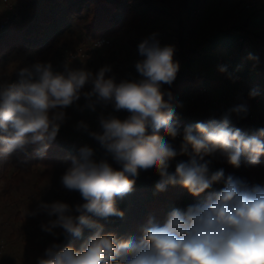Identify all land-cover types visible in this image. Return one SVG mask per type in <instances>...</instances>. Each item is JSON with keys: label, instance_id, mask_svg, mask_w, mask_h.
Listing matches in <instances>:
<instances>
[{"label": "clouds", "instance_id": "clouds-1", "mask_svg": "<svg viewBox=\"0 0 264 264\" xmlns=\"http://www.w3.org/2000/svg\"><path fill=\"white\" fill-rule=\"evenodd\" d=\"M138 51L145 57L135 63L140 79L117 83L114 77H106L110 65L93 74L67 67L54 72L50 63L37 62L20 70L18 83L0 82V158L29 144L39 146L44 154L65 120L64 109L81 95L92 111L97 104H111L116 111L129 113L123 120L101 115L102 133H90L122 170L106 159L97 162L93 149L82 147L61 183L78 192L84 203L74 209L64 202L39 205L40 211L56 217L41 225L45 232L56 236L54 230L61 228L67 239L82 236L85 229L94 231L79 250L51 244L38 264H264V186H250L233 175L225 177L222 168L210 171L212 161L205 159L219 152L235 168L245 156L249 165H257L264 156V128L245 135L229 127L232 113L248 111L247 105L239 104L229 108L219 122L185 127L177 151L165 135L174 139L179 134L173 121L176 107L182 104L173 105L171 92L163 88L172 85L179 71L174 46L161 47L152 34L139 44ZM249 59L258 58L250 54ZM88 85L91 90L82 91ZM249 95L254 98L258 93L252 90ZM78 127L88 130L83 121ZM178 155H188L189 161L177 163L170 173ZM140 170L159 174L158 191L179 183L193 196L206 191L209 195L205 202L189 205L183 212H170L163 226L150 219L139 241L103 234L104 225L93 217L122 218L117 198L133 191ZM218 183L223 187L212 190Z\"/></svg>", "mask_w": 264, "mask_h": 264}, {"label": "trees", "instance_id": "trees-1", "mask_svg": "<svg viewBox=\"0 0 264 264\" xmlns=\"http://www.w3.org/2000/svg\"><path fill=\"white\" fill-rule=\"evenodd\" d=\"M167 5L171 6L169 0H18L16 18L11 19L0 30V61L15 51L34 50L39 52V62L49 63L71 42L73 25L69 23L62 27V23L76 21L89 40L103 35L112 37L122 31L139 28L142 22L140 15L146 14L150 9L167 13L164 10ZM53 29L56 31L52 35L50 32ZM213 48L220 56L215 57ZM225 51L230 52V55ZM174 52L179 71L172 85H164V90L171 92L173 105L182 104V107H176L173 121L179 129L198 122L221 121L225 112H203L208 104L202 96H198V90L202 86L212 91L228 88L236 73L243 74L250 81V87L264 100V27L257 14L249 15L234 27L216 28L211 25L201 44L186 52ZM250 54L258 59H249ZM220 58L221 64L218 63ZM60 61L62 66L55 72L65 71V64H69L71 69H78L75 62ZM195 67L198 68L196 71ZM221 67L227 70L221 72ZM88 71L93 74L98 72L96 69ZM90 90L91 85H88L82 91ZM80 99L86 98L81 95ZM64 112L65 120L55 139L49 142L46 152L41 154L39 146L29 144L13 151L6 158H0V179L14 172L13 176L20 181L32 179L29 177H35L41 167L58 170L63 176L72 166L73 157L78 158L79 150L85 146L93 149L92 158L97 162L106 159L113 168L122 170V166L90 135L91 132L102 133L99 121L90 117L92 110L88 107L81 110L73 104L65 108ZM81 121L88 126L87 131L78 127ZM229 127L251 135L254 130L264 128V119L259 125H254L249 111L246 114L232 113ZM160 134L163 135V132ZM261 139L264 140V137ZM218 154L224 161L214 163L210 171L222 168L225 177L233 175L246 180L250 186H264V156L260 157L257 165H249L247 157H242L240 167L235 168L219 152ZM143 172L147 177H140L139 172L133 191L123 198H117V207L124 213L122 218L93 217L104 225L103 234L115 233L118 239L132 236L139 241L150 219L163 226L170 212L176 209L183 212L189 205L205 202L209 195L206 191L193 196L179 183L167 184L163 191H158L155 185L160 180L159 174L145 170ZM169 172L174 173L175 168H170ZM222 187L223 183L214 184L212 190L218 191ZM82 203L84 201L81 198L78 204ZM40 217L44 220L42 214ZM54 231L58 234V244L79 250L94 230L85 229L82 236L67 239L61 228ZM24 242L27 252L25 264H38V258L44 256L46 249L36 236L28 235Z\"/></svg>", "mask_w": 264, "mask_h": 264}, {"label": "rangeland", "instance_id": "rangeland-1", "mask_svg": "<svg viewBox=\"0 0 264 264\" xmlns=\"http://www.w3.org/2000/svg\"><path fill=\"white\" fill-rule=\"evenodd\" d=\"M169 2L171 6L164 7L167 13L150 9L146 14H141L142 22L139 28L122 31L117 36L109 37L112 40L111 45L90 52L85 60L74 61L75 66L78 69L99 71L105 65H110L112 70L106 73V77H114L117 83L125 79H140L135 69V63L145 57L140 55L138 46L152 34H156V39L161 47L171 45L174 46L176 52H186L202 43L211 25L216 28L234 27L254 13L257 14L258 20L262 21L264 27V0H169ZM17 4L18 0H0V22L16 18ZM69 23L73 25L72 38L63 50L65 48L76 49L87 40L76 21L65 22L61 25L64 27ZM55 31V29L51 30L50 34L53 35ZM38 53L34 50L15 51L0 61V82L12 83L14 81L18 83L21 79L20 70L31 68L32 65L39 62ZM213 53L215 57L220 56L215 48H213ZM224 53L230 55V52L225 51ZM49 63L55 72L62 66L60 55L53 57ZM218 63H222V58ZM66 67L70 68V65L65 64L64 68ZM197 69V67L194 68L195 71ZM252 90L250 81L243 74L236 73L228 88L212 91L208 87L202 86L198 90V96H202L208 104L203 110L205 113L215 111L224 113L231 107L245 104L250 112L252 123L259 125L264 119V100L260 95H256L254 98L250 97L249 94ZM87 103L86 99H79L74 104L83 110L87 107ZM101 115L105 117L112 115L123 120L129 113L123 110L116 111L111 104L106 106L97 104L90 117L99 121ZM165 139L179 151L183 138L173 139L165 135ZM176 159L178 160L176 161ZM205 159L212 161L209 168H213L214 163L224 161L218 153L211 157H205ZM188 161V155H178L172 160L169 169L175 168L177 163ZM140 172V177L146 175L143 170ZM145 172L157 173L154 170ZM14 173L0 179V245H3L0 264H25L27 252L24 239L28 235L36 236L45 249L51 244L57 243L56 236L41 228L42 223L47 224L50 219L56 218L55 216L49 217L40 211L41 203L64 202L74 209L81 200L78 192L69 191L63 187L62 174L60 175L61 172L58 170H47L41 167L35 177L30 176L29 178L32 179L23 181L15 178ZM33 212L36 214L32 215ZM39 212L41 213L39 214ZM41 214L47 221L42 220ZM72 214L76 215L75 212Z\"/></svg>", "mask_w": 264, "mask_h": 264}, {"label": "built area", "instance_id": "built-area-1", "mask_svg": "<svg viewBox=\"0 0 264 264\" xmlns=\"http://www.w3.org/2000/svg\"><path fill=\"white\" fill-rule=\"evenodd\" d=\"M13 8V7H12ZM1 20V19H0ZM1 27L0 28H5V26L9 23L8 20H3L1 21ZM112 40L106 36L103 35L99 38L93 39V40H85L83 45L76 48V49H70V48H65L62 53L60 54V59L65 62H74L76 60H85L90 52L99 50L105 46L111 45ZM183 130L184 129H179V134L177 135L176 138L182 139L183 138ZM178 159H176L177 161ZM3 251V245H0V253Z\"/></svg>", "mask_w": 264, "mask_h": 264}]
</instances>
